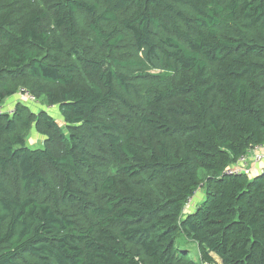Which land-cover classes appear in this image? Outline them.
I'll list each match as a JSON object with an SVG mask.
<instances>
[{
	"label": "trees",
	"instance_id": "trees-1",
	"mask_svg": "<svg viewBox=\"0 0 264 264\" xmlns=\"http://www.w3.org/2000/svg\"><path fill=\"white\" fill-rule=\"evenodd\" d=\"M21 90L47 109L0 115V264H264V168L228 174L264 146V0H0Z\"/></svg>",
	"mask_w": 264,
	"mask_h": 264
},
{
	"label": "rangeland",
	"instance_id": "rangeland-1",
	"mask_svg": "<svg viewBox=\"0 0 264 264\" xmlns=\"http://www.w3.org/2000/svg\"><path fill=\"white\" fill-rule=\"evenodd\" d=\"M10 100L13 103H15L16 100H22V99H20L19 95H16L13 98L7 100L5 105L8 104L10 102ZM21 102L25 103L34 113H38V112H40L42 110H46L47 109V107L42 106L40 102L31 103V102H26L24 100H22ZM5 105H3V106H5ZM9 110H11V109L7 108V111H9ZM50 113L54 116V118H56V120L60 124H62V120L60 118L61 116L58 115L59 113L56 110H52V111L50 110ZM27 144H28V146L31 149H41V148H43V145H44V139L41 136H39L34 129H32L31 132H30V136L27 139ZM259 166H260V163H256L254 167L256 168V167H259ZM203 200H204V194L203 193L200 194V195H197L194 198V200L192 202V205H191V208L189 210L193 211L197 207V205L200 204ZM188 212H190V211H188ZM178 242H179V247H181V250L188 251L190 257L193 260H195V261H199L200 260L199 249H198V246L194 242L188 240L184 236H182V237H180L178 239L177 245H178Z\"/></svg>",
	"mask_w": 264,
	"mask_h": 264
},
{
	"label": "built area",
	"instance_id": "built-area-1",
	"mask_svg": "<svg viewBox=\"0 0 264 264\" xmlns=\"http://www.w3.org/2000/svg\"><path fill=\"white\" fill-rule=\"evenodd\" d=\"M18 95L27 102L38 103L36 97L29 91L21 90ZM12 112H6L3 108H0V115L5 113L12 114ZM256 163H264V146L256 147L250 150L247 155L242 156L239 161L228 170V174H252V170ZM190 203L191 200L188 206H190Z\"/></svg>",
	"mask_w": 264,
	"mask_h": 264
},
{
	"label": "crops",
	"instance_id": "crops-1",
	"mask_svg": "<svg viewBox=\"0 0 264 264\" xmlns=\"http://www.w3.org/2000/svg\"><path fill=\"white\" fill-rule=\"evenodd\" d=\"M12 98H13V97H12ZM20 99H22V98L20 97ZM22 100H24V99H22ZM22 100H16L15 103H13V102L10 100V102H9L8 104H6L5 106H3V108H4V110H5L6 112H12V111L15 110V107H16V105H17L18 103L25 104V103L21 102ZM7 108H9V109H11V110L7 111ZM49 108H51V107H49ZM49 108H48V109H49ZM10 114H11V113H10ZM58 115H59V114H58ZM263 168H264V163H261L259 167H256V168L254 167V169H253V171H252V174H251L250 176H252V175H253V176L256 175V174L259 173L260 170H262ZM193 200H194V199H191V203H190V206H188V209L191 208V205H192Z\"/></svg>",
	"mask_w": 264,
	"mask_h": 264
}]
</instances>
